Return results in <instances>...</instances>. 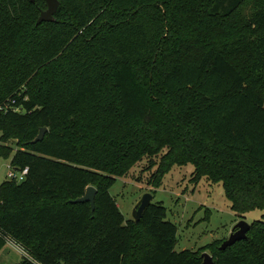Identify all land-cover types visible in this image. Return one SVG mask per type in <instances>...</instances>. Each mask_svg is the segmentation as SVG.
<instances>
[{
	"label": "trees",
	"instance_id": "obj_1",
	"mask_svg": "<svg viewBox=\"0 0 264 264\" xmlns=\"http://www.w3.org/2000/svg\"><path fill=\"white\" fill-rule=\"evenodd\" d=\"M46 8L0 0V160L29 168L0 184V247L22 246L19 264H203L177 250L162 201L136 222L111 192L161 155L151 184L192 163L239 217L263 212L209 247L216 264H264V0H60L38 24ZM91 185L94 211L72 202Z\"/></svg>",
	"mask_w": 264,
	"mask_h": 264
},
{
	"label": "rangeland",
	"instance_id": "obj_2",
	"mask_svg": "<svg viewBox=\"0 0 264 264\" xmlns=\"http://www.w3.org/2000/svg\"><path fill=\"white\" fill-rule=\"evenodd\" d=\"M252 12L253 5L249 2L240 13L245 19H250ZM1 134L0 131V142ZM160 158L161 155L145 157L127 175L117 177L111 192L128 218H133V211L144 194L151 193L154 202L162 201L167 208V219L178 226L177 250L192 249L201 254H212L209 245H222L240 220L252 223L261 218V210L249 212L245 218L239 217L226 196L223 182H212L204 177L195 183L192 180L195 170L192 163L174 165L163 175L159 186L151 184ZM10 162V158L0 160V184L11 179L7 176ZM23 255L17 244L8 241L0 247V264H19Z\"/></svg>",
	"mask_w": 264,
	"mask_h": 264
},
{
	"label": "water",
	"instance_id": "obj_3",
	"mask_svg": "<svg viewBox=\"0 0 264 264\" xmlns=\"http://www.w3.org/2000/svg\"><path fill=\"white\" fill-rule=\"evenodd\" d=\"M31 1L35 2L36 0H31ZM45 1L47 2V8L41 11V15L37 21L38 24L44 21H54L55 14L57 13L60 6V0H45ZM47 131L48 128L43 127L39 135L36 137V139L33 142H38L43 140ZM96 193H97L96 187L91 185L87 188V191L84 196L77 198L72 202H90L92 205V209L94 211L96 208ZM153 198L154 197L151 193L144 194L141 201L137 204V206L133 211V219L136 222H139L142 219L144 211L153 202ZM250 228H251V223L243 219L240 220L233 228V231L231 232L230 236L223 241L222 245L220 246L221 249H226L227 247L234 245L237 241L246 239ZM202 257L204 259L203 264H216L212 254L205 252L202 254Z\"/></svg>",
	"mask_w": 264,
	"mask_h": 264
},
{
	"label": "built area",
	"instance_id": "obj_4",
	"mask_svg": "<svg viewBox=\"0 0 264 264\" xmlns=\"http://www.w3.org/2000/svg\"><path fill=\"white\" fill-rule=\"evenodd\" d=\"M28 172H29V168L28 167H25V168H23L21 170H14L13 168L10 167V172H9L8 176L11 179H16L17 181H23V180H25ZM8 241H11V242H14L15 244H17L21 248V250L23 251V254L24 255H28L27 252L23 249V247L20 246L17 242H15L13 240H8Z\"/></svg>",
	"mask_w": 264,
	"mask_h": 264
},
{
	"label": "crops",
	"instance_id": "obj_5",
	"mask_svg": "<svg viewBox=\"0 0 264 264\" xmlns=\"http://www.w3.org/2000/svg\"><path fill=\"white\" fill-rule=\"evenodd\" d=\"M10 163H11V162H10ZM9 169H10V165H9ZM9 172H10V171H8L7 176H8V174H9Z\"/></svg>",
	"mask_w": 264,
	"mask_h": 264
}]
</instances>
